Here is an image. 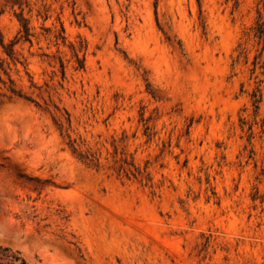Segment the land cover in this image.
Returning <instances> with one entry per match:
<instances>
[{
	"label": "rangeland",
	"instance_id": "obj_1",
	"mask_svg": "<svg viewBox=\"0 0 264 264\" xmlns=\"http://www.w3.org/2000/svg\"><path fill=\"white\" fill-rule=\"evenodd\" d=\"M23 262L264 264V0H0Z\"/></svg>",
	"mask_w": 264,
	"mask_h": 264
},
{
	"label": "trees",
	"instance_id": "obj_2",
	"mask_svg": "<svg viewBox=\"0 0 264 264\" xmlns=\"http://www.w3.org/2000/svg\"><path fill=\"white\" fill-rule=\"evenodd\" d=\"M24 30H25V33H26V37L28 38V36H29V27H27V25H25L24 26ZM12 92L14 93V94H17V91H15L14 89H12ZM23 264H25V262H23Z\"/></svg>",
	"mask_w": 264,
	"mask_h": 264
}]
</instances>
